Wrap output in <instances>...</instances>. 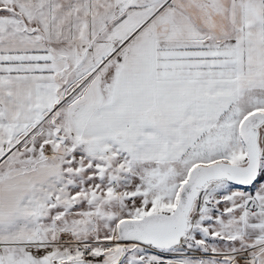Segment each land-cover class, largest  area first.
<instances>
[{"label":"snow or ice","instance_id":"obj_1","mask_svg":"<svg viewBox=\"0 0 264 264\" xmlns=\"http://www.w3.org/2000/svg\"><path fill=\"white\" fill-rule=\"evenodd\" d=\"M0 264H264V0H0Z\"/></svg>","mask_w":264,"mask_h":264}]
</instances>
